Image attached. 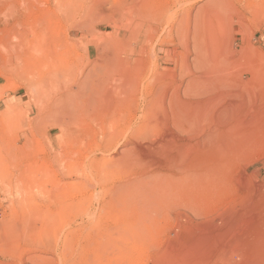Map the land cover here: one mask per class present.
Segmentation results:
<instances>
[{"label":"rangeland","instance_id":"374dc122","mask_svg":"<svg viewBox=\"0 0 264 264\" xmlns=\"http://www.w3.org/2000/svg\"><path fill=\"white\" fill-rule=\"evenodd\" d=\"M0 264H264V0H0Z\"/></svg>","mask_w":264,"mask_h":264},{"label":"bare ground","instance_id":"6f19581e","mask_svg":"<svg viewBox=\"0 0 264 264\" xmlns=\"http://www.w3.org/2000/svg\"><path fill=\"white\" fill-rule=\"evenodd\" d=\"M95 5H96V4H95ZM217 11H218V13H217ZM217 11L215 10L216 14H219V13H220L219 10H217ZM215 12H214V13H215ZM208 13H209V12H208ZM84 16H85V15H84ZM88 16H89V15H88ZM207 17H208V16H207ZM209 17H210V16H209ZM209 19H210V18H209ZM205 20H206V19H205ZM220 20H221V19H220ZM203 21H204V20H203ZM87 23H88V22H87ZM193 23H194V22H193ZM195 23H196V22H195ZM193 25H194V24H193ZM196 27H197V26H196ZM206 28H207V27H206ZM197 29H198V28H197ZM193 31H194V32H193L192 34L195 33V30H193ZM198 31H199V30H198ZM191 32H192V31H191ZM196 33H197V32H196ZM199 33H200V31H199ZM199 33H198V35H200ZM205 33H206V32H205ZM207 33H208V32H207ZM192 34H191V36H192ZM16 35H17V34H16ZM35 36H36V35H35ZM196 36H197V35H196ZM198 37H199V36H197V37H193L192 39L194 40V38H195L196 41H198V40H199ZM15 38H16V39H19V36H15ZM35 38L38 40V39L41 38V36L37 35ZM189 38H190V37H189ZM200 38H201V37H200ZM203 38H204V37H203ZM197 39H198V40H197ZM139 40H140V39H139ZM200 40H201V39H200ZM200 40H199V41H200ZM190 41H191V40H190ZM196 41H195V42H196ZM192 42H194V41H192ZM195 42H194V45H195ZM188 43H189V42H188ZM197 43H198V42H197ZM197 43H196V44H197ZM199 43H202V42H199ZM199 43L197 44V49H196V50H198V48L202 45V44H201V45L199 46ZM214 43H215V42H214ZM40 45L45 46L46 44H45V42H44L43 40H41V42H37V45H36V46L40 48ZM192 45H193V44H192ZM42 46H41V47H42ZM198 46H199V47H198ZM214 46H215V45H214ZM216 46H217V45H216ZM191 47H192V46H191ZM203 47H204V46H203ZM46 48H48V47H44V49H46ZM216 48H217V47H215V51H216ZM189 49H190V48H189ZM199 49H200V48H199ZM201 49H202V48H201ZM35 50H36V49H35ZM37 50H38V49H37ZM192 50H193V47H192ZM192 50H191V51H192ZM194 50H195V49H194ZM38 51H39V50H38ZM191 51H190V52H191ZM200 51H201V50H199V52H200ZM202 51H203V50H202ZM202 51H201L200 53H202ZM211 51H212V50H211ZM33 52H34V51H33ZM41 52H42V51H41ZM199 52H198V53H199ZM203 52H204V51H203ZM37 54L40 55V53H37ZM43 54H44V53H43ZM43 54H42V55H43ZM196 55H197V54H196ZM198 56H200V54H198L197 57H198ZM197 57H196V59H197ZM197 60H198V59H197ZM214 60H215V59H214ZM46 61H47V60H46ZM210 65H211V64H210ZM83 84H84V83H83ZM57 85H58L59 89H60V88L62 89V92H64V94H60V96L58 97V99H56V101L59 102V103H62V104L64 103V104H65V105H59V106L62 107L63 109H64L65 107L70 109L69 106H72V105H70V104H72L73 101L75 100V96H77V97L80 96V90H79V89H81V87L79 86V88H76L75 90H65L64 87H63V85H59V84H57ZM84 87H85V86H84ZM82 89H83V88H82ZM81 92H82V91H81ZM86 92H87V91H86ZM82 94H83V93H82ZM81 97H84V96H81ZM75 101H76V100H75ZM75 101H74V102H75ZM50 106H53L52 108H55L54 105H50ZM59 106H58V107H59ZM80 106H81V105H80ZM47 107H48V106H47ZM56 107H57V105H56ZM45 108H46V107H45ZM56 109H57V108H55L54 111H51L52 109L50 110L51 113H52V115H54V114H55V115H56V114H59V113L57 112ZM59 109L62 110L61 108H59ZM69 109H68V110H69ZM79 109H80V108H79ZM46 111H47V110H46ZM62 112H64V111H62ZM45 113H46V112H45ZM49 113H50V112H49ZM49 113H48V114H49ZM69 114H70V113H69ZM85 114H86V113H85ZM67 116H69V115H67ZM70 116H71V115H70ZM49 117L51 118V116H49ZM46 118H47V117H46ZM60 118H61V117H60ZM68 118H69V117H68ZM70 118H71V117H70ZM70 118H69V119H70ZM47 119H48V118H47ZM47 119H45V120H47ZM64 119H65V118H64ZM66 119H67V118H66ZM76 119H77V118H76ZM43 120H44V119H43ZM50 120H51V119H50ZM54 120H55V119H54ZM54 120H53V121H54ZM55 121H56V120H55ZM65 121H67V120H65ZM91 121H92V120H91ZM62 123H63V122H62ZM65 123H66V122H64V124H65ZM55 124H56V123H55ZM58 124H59V123H58ZM66 124H67V123H66ZM68 124H69V123H68ZM78 124H79V123H78ZM80 124H81V123H80ZM56 126H57V125H56ZM73 126H74V125H73ZM44 128H45V127H44ZM109 141H110V140H109ZM103 155H104V154H103ZM102 161H103V160H102ZM76 167H77V166H76ZM74 173H75V172H74ZM78 174H79V173H78ZM25 203H26V202H25ZM53 221H54V220H53Z\"/></svg>","mask_w":264,"mask_h":264}]
</instances>
